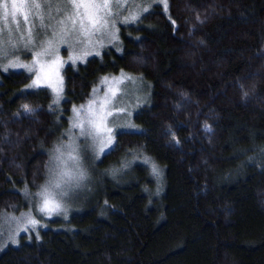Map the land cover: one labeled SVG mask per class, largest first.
Wrapping results in <instances>:
<instances>
[{"label": "trees", "instance_id": "obj_1", "mask_svg": "<svg viewBox=\"0 0 264 264\" xmlns=\"http://www.w3.org/2000/svg\"><path fill=\"white\" fill-rule=\"evenodd\" d=\"M147 10L65 67L58 103L0 71V220L36 203L72 109L102 78L124 74L141 97L68 218L16 246L0 230V264H264V0Z\"/></svg>", "mask_w": 264, "mask_h": 264}, {"label": "rangeland", "instance_id": "obj_2", "mask_svg": "<svg viewBox=\"0 0 264 264\" xmlns=\"http://www.w3.org/2000/svg\"><path fill=\"white\" fill-rule=\"evenodd\" d=\"M143 1L15 0L13 9V0H0V71L25 72L32 78L30 88L50 90L58 103L64 99L65 67L116 46L119 27L138 22L155 2ZM126 79L124 74L102 78L87 103L72 109L38 200L27 212L0 220L8 244L18 245L23 233L50 219L68 218L71 206L90 189V167L114 148L119 131L131 127L132 102L141 100L139 87L125 85Z\"/></svg>", "mask_w": 264, "mask_h": 264}, {"label": "snow or ice", "instance_id": "obj_3", "mask_svg": "<svg viewBox=\"0 0 264 264\" xmlns=\"http://www.w3.org/2000/svg\"><path fill=\"white\" fill-rule=\"evenodd\" d=\"M3 7H4L5 9H7V8H8V4H7V3H4V4H3ZM12 8H13V9H16V8H17V4L15 3V0H13ZM46 203H47V202H46ZM33 223H35V222H33Z\"/></svg>", "mask_w": 264, "mask_h": 264}]
</instances>
